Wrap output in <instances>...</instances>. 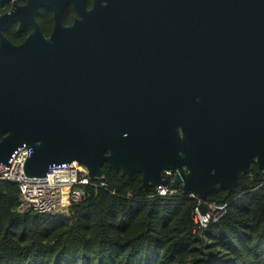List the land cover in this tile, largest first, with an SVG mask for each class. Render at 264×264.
Returning a JSON list of instances; mask_svg holds the SVG:
<instances>
[{
	"label": "water",
	"instance_id": "water-1",
	"mask_svg": "<svg viewBox=\"0 0 264 264\" xmlns=\"http://www.w3.org/2000/svg\"><path fill=\"white\" fill-rule=\"evenodd\" d=\"M132 41L191 73L115 57ZM24 146L30 178L76 162L102 180L106 165L146 190L170 170L205 215L208 194L264 172V0H108L48 39L2 40L0 170Z\"/></svg>",
	"mask_w": 264,
	"mask_h": 264
},
{
	"label": "trees",
	"instance_id": "trees-1",
	"mask_svg": "<svg viewBox=\"0 0 264 264\" xmlns=\"http://www.w3.org/2000/svg\"><path fill=\"white\" fill-rule=\"evenodd\" d=\"M103 171L105 187L55 216L19 213L17 185L0 180V264H264L263 171L243 175L230 194H208L226 207L205 230H195L197 202L180 187L160 197L140 190V174Z\"/></svg>",
	"mask_w": 264,
	"mask_h": 264
},
{
	"label": "built area",
	"instance_id": "built-area-1",
	"mask_svg": "<svg viewBox=\"0 0 264 264\" xmlns=\"http://www.w3.org/2000/svg\"><path fill=\"white\" fill-rule=\"evenodd\" d=\"M29 149L25 146L18 149L9 161L8 167L0 170V180L14 182L19 191L17 211L26 213L33 211L36 214L66 215L72 205L82 202L87 196L88 188H103L101 180L95 182L88 177L87 172L76 162L52 166L42 178L26 177L23 172L24 163L29 156ZM171 171H163V177L170 179ZM169 180L167 185L153 186L157 196H173L177 189H171ZM195 200L197 206L200 201L195 194L186 195ZM153 197V194L148 196ZM206 213L200 215L197 207L193 215L195 230H205L216 223L225 213L226 206H217L205 202Z\"/></svg>",
	"mask_w": 264,
	"mask_h": 264
},
{
	"label": "flooded vegetation",
	"instance_id": "flooded-vegetation-1",
	"mask_svg": "<svg viewBox=\"0 0 264 264\" xmlns=\"http://www.w3.org/2000/svg\"><path fill=\"white\" fill-rule=\"evenodd\" d=\"M107 3L108 0H0V42L3 40L19 46L35 34L48 39L59 24L62 28H69L82 19V13L91 11L95 5L104 6ZM132 44L136 46L131 47V52L118 53L115 57L134 63L141 61L142 65H148V69L152 68L151 72L169 71L175 76L179 73H191L186 70L178 71L174 60L168 61L173 59L168 57H172L169 54L157 53L152 55L153 59H148L141 52L142 47L137 46L134 41ZM116 48L127 49L121 45ZM169 178L173 181L174 173Z\"/></svg>",
	"mask_w": 264,
	"mask_h": 264
}]
</instances>
